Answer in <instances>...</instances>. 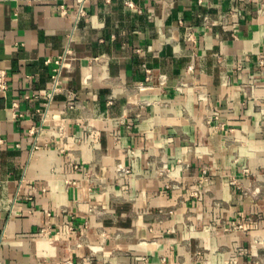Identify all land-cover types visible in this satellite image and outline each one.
Returning <instances> with one entry per match:
<instances>
[{"label":"crops","instance_id":"crops-1","mask_svg":"<svg viewBox=\"0 0 264 264\" xmlns=\"http://www.w3.org/2000/svg\"><path fill=\"white\" fill-rule=\"evenodd\" d=\"M61 2L0 0V264H264V0Z\"/></svg>","mask_w":264,"mask_h":264},{"label":"built area","instance_id":"built-area-1","mask_svg":"<svg viewBox=\"0 0 264 264\" xmlns=\"http://www.w3.org/2000/svg\"><path fill=\"white\" fill-rule=\"evenodd\" d=\"M86 1L87 0H75V7L73 9H68L63 2L59 3L58 5L59 15L63 17L71 16L73 20V25L77 24V22L81 18L87 16V10L85 5ZM122 1L129 8H135L133 0H122ZM187 38L192 39L193 38L192 33L190 32L187 33ZM71 41H72V36L70 35L68 38V44L66 45L64 51L59 56H57L56 59L52 61L53 67L49 75V82L47 87L40 90L38 94L35 95V97L42 96L44 98V101L42 103L43 109L41 112L43 119L46 118L50 104L52 103L54 97L58 93L64 91V88L62 87V71L67 60L70 58L72 52L70 47ZM7 90H8V74L4 69L0 68V91L6 92ZM67 97H68L67 100L68 107L74 106V101L71 99L70 95H67ZM33 148H37V146L34 145ZM142 259L144 260V258Z\"/></svg>","mask_w":264,"mask_h":264}]
</instances>
